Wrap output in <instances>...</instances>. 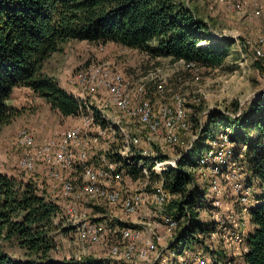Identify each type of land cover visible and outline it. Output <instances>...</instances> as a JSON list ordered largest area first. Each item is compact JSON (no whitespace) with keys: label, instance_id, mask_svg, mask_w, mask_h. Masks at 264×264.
Instances as JSON below:
<instances>
[{"label":"trees","instance_id":"1","mask_svg":"<svg viewBox=\"0 0 264 264\" xmlns=\"http://www.w3.org/2000/svg\"><path fill=\"white\" fill-rule=\"evenodd\" d=\"M114 42L148 53L151 57L180 58L202 68L223 65L232 39L215 36L185 0H0V127L18 114L7 104L15 87H28L43 97L63 116L80 113L79 102L48 75L41 73L45 60L68 40ZM236 110V109H235ZM104 125L102 120H99ZM230 127L229 136L236 148L245 147L249 172L264 185V98H254L237 117L208 111L191 146L160 174L150 170V178L161 180L178 196L173 199L174 217H183L176 239L192 247L193 234L207 235L215 228L202 223L195 206L204 207L203 194L194 197L198 159L208 147V139ZM133 154L121 158L133 178L147 166H137ZM159 160L166 159L164 154ZM60 211L55 201L40 194L31 182L17 181L0 174V264H110L100 259L54 260L50 232ZM253 225L248 234L245 264H264V203L250 209ZM191 237V238H189ZM15 242L30 258L12 259L4 242ZM189 243V244H188Z\"/></svg>","mask_w":264,"mask_h":264},{"label":"built area","instance_id":"2","mask_svg":"<svg viewBox=\"0 0 264 264\" xmlns=\"http://www.w3.org/2000/svg\"><path fill=\"white\" fill-rule=\"evenodd\" d=\"M235 7L240 9L242 3L238 0ZM260 12V8L254 9L255 15ZM250 48L254 58L264 59V35L257 36ZM174 64L194 74H199L202 69L197 63L187 62L182 58L175 60ZM156 77L158 80L153 90H150L145 82L125 78L122 72L113 70L109 63H92L78 71L73 78L77 85L71 94L79 102L80 112L87 107L86 96L97 93L100 94L96 102L98 110L88 112L81 118L80 124L61 130L56 137L47 138L39 144L30 131L20 130L16 138V144L21 148L19 167L27 172L36 168L44 171L52 181V188L60 190L59 196L64 200L63 211L67 216L66 226L73 229L81 244L86 241L93 244L106 242L109 258L112 259L110 264H216L214 251L219 248L227 250L226 247L235 251L241 264H245L243 255L247 251V238L241 230L239 214L250 212L252 188L245 181L246 171L241 159L245 147L238 150L228 131L208 139V147L198 159L197 170L207 171L200 175L209 174L207 177L210 178L214 197L208 202L201 198V202L206 205L195 206V211L199 219L201 213L213 215L215 228L205 236L194 233L192 247L176 239L183 217L176 219L174 210H168L164 206L178 196L165 188L161 180H157V187L150 190H146L144 186L138 191H132L127 185H118L120 175L127 176L130 181L135 180L121 158L127 152L130 156L136 154L135 145L140 141L138 136L123 132L126 125L122 127V123L137 125L144 131L149 144L156 142L169 146H181L182 136L192 129L190 107L187 106L185 96L177 92L170 96V100L159 101L157 96L162 97L167 89L165 79ZM192 102L198 104L200 98L194 94ZM109 108L116 109L119 115H111ZM241 112L242 108L238 107L233 113L226 114L237 117ZM96 119L102 120L104 125L95 123ZM91 125L96 126L93 139L114 132L113 125L120 127L124 137L122 149L109 158L102 156L90 160L82 133ZM199 126L200 130L201 125ZM196 137L197 133L191 136L184 151ZM137 154L147 161V166H143L141 170L146 179L150 178L149 167L154 173L160 174L167 167L175 166L176 158L159 160L149 148L142 153L137 151ZM180 154L181 152L178 156ZM138 160L144 162L143 159ZM142 163L136 165L141 166ZM77 170L80 175L75 177L73 173ZM253 180L257 181L255 178ZM227 196L234 197L233 207L224 202ZM86 203L95 206L105 203L113 209L111 212L117 210L115 214H125L127 217H139L138 212L149 205L152 207V215L143 221L132 223L114 221L112 218L106 223L83 217L81 206ZM222 207L224 210L220 211ZM114 213L109 216L114 217ZM160 227L162 231L159 230ZM168 251L178 259L169 260ZM232 259L225 257L222 264H235Z\"/></svg>","mask_w":264,"mask_h":264},{"label":"rangeland","instance_id":"3","mask_svg":"<svg viewBox=\"0 0 264 264\" xmlns=\"http://www.w3.org/2000/svg\"><path fill=\"white\" fill-rule=\"evenodd\" d=\"M185 1L195 10L197 18L203 20L209 27V31H212L215 36H226L232 39L233 43L229 54L222 66L213 69L202 68L199 74H194L176 66L174 61L168 57H151L144 51L114 42L102 43L71 39L62 43L61 49L52 53L45 60L41 73L53 77L59 86L70 94L77 85L73 79L74 75L92 63H109L113 70L122 72L125 78L145 82L150 90H153L154 84L158 80L156 76L163 77L167 91L162 97L157 96L158 100L161 102L170 100V96L178 92L185 96L187 106L190 107L189 116L193 124L189 133L182 136L183 144L181 146H169L156 142L149 144L145 139L144 131L137 125L130 123H122L121 125L122 127L126 125L123 127V132H129L140 138V141L135 145L138 152L142 153L144 149L149 148L152 155L164 154L168 160L175 159L181 151H184L191 136L199 132V125L205 126L208 111H219L223 114L226 112L233 113L238 107L245 109L254 98H264V59L254 58L250 48V44L255 42L257 36L264 35V0H239L242 3L240 9L235 7L238 0ZM257 8H260L261 12L255 15L254 9ZM194 94L200 98L198 104L192 102V95ZM99 97V93L94 96L92 94L87 95L85 98L87 107H84L76 116L61 115L57 110L52 109L43 97L24 86L15 87L10 98L6 100L7 103L12 102L14 104L18 114L0 127V174L11 176L17 181L33 182L40 194L55 201L61 208L58 216L54 219V226L50 232L54 246L48 255L54 260L91 258L109 262L112 259L109 258L106 242L93 244L86 241L81 244L77 241L73 229L66 226L67 216L63 211L64 200L59 196V188H52V181L41 168L27 172L19 167L21 148L16 144V138L22 129L30 131L37 144L47 138L56 137L61 130L80 124L81 118L88 112L98 110L96 102ZM108 112L115 117L119 115V112L114 108H109ZM95 123L98 124L100 121L96 119ZM113 128L114 132L108 136L97 137V139H93L96 134V126H88L82 133V139L86 142V150L90 160L102 156L109 158L116 151L122 149L124 144L122 130L117 125H113ZM225 128L219 126L221 130ZM225 130L231 131L230 127ZM245 150L241 159L246 171L245 181L252 188L249 205L250 209H253L255 206L264 203V185L253 180L254 178L249 172V159ZM122 156L125 159H130L129 152L122 154ZM135 163H142V161L135 158ZM202 172L207 173L203 170H196L195 172L196 187L193 192L196 199V192H198L203 194L202 198L208 202L214 197V191L210 185V178L207 177L209 174L200 175ZM73 175L79 176V170ZM132 179L135 180L130 181L127 176L120 175L117 182L118 185H127L132 191H138L144 186L146 190H150L158 185L156 179H146L142 175ZM222 183L224 184V182ZM223 184L221 187L225 192L226 189ZM225 199L224 202H228L233 207L234 197L227 196ZM172 202L171 199L164 207L173 211ZM112 210L105 203L96 206L86 203L81 206L83 217L106 223L109 222L110 218L114 221L132 223V221H143L152 215V207L149 205L138 212L139 217L115 214L114 212L117 210L111 212ZM223 210L222 207L220 211ZM237 210L240 209L237 207ZM112 213H114V217L109 216ZM239 217L241 230L244 237L247 238L253 229V225L249 221V213L239 214ZM213 218V215L200 214L201 221L207 224L211 223ZM159 230L162 231V228L160 227ZM4 243L5 250L12 259L24 261L30 258L29 254L15 242L6 241ZM226 248L227 250L219 248L214 251L213 256L217 260L216 264H222L225 257L233 258L235 264H241L237 253L228 247ZM167 254L169 260L178 259V257L171 255V251H168Z\"/></svg>","mask_w":264,"mask_h":264},{"label":"crops","instance_id":"4","mask_svg":"<svg viewBox=\"0 0 264 264\" xmlns=\"http://www.w3.org/2000/svg\"><path fill=\"white\" fill-rule=\"evenodd\" d=\"M10 98V97H9ZM9 106H11V107H15L14 106V104L12 103V102H10V103H7Z\"/></svg>","mask_w":264,"mask_h":264}]
</instances>
